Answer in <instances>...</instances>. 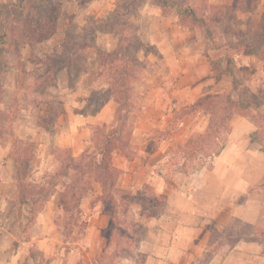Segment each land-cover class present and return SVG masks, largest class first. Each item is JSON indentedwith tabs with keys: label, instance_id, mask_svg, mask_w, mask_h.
Wrapping results in <instances>:
<instances>
[{
	"label": "rangeland",
	"instance_id": "rangeland-1",
	"mask_svg": "<svg viewBox=\"0 0 264 264\" xmlns=\"http://www.w3.org/2000/svg\"><path fill=\"white\" fill-rule=\"evenodd\" d=\"M20 2L21 0H0V3L19 4ZM167 2L171 4L158 5L152 0H137L131 6L127 16L133 25L129 33L143 45L138 49L136 47L131 49L134 59L142 68L138 74L136 73L137 79L133 84V101L136 105L127 116H124L123 112L120 114L119 117H124L121 120L126 124L121 128L123 132L120 130L115 135L121 141H127L129 149L124 148L126 145L124 147L120 145L122 148L113 149L114 151L112 150L106 160V164L109 163L120 171L111 189L113 202L110 201L109 193L104 192L99 183L100 172H103L101 170L98 172L95 165L85 176H81L78 172L75 174L71 172L68 177H54L65 165L66 158L69 155L73 156L71 147L59 144L46 150L40 146L44 139L39 134L34 136V139L38 140L35 142L22 137L32 126H37L39 131L46 129L55 132L59 128L66 130L68 108L75 112L93 115L101 109L102 105L112 100L117 103L116 109L120 108L118 96L109 91V85L106 83L108 81L105 76L106 70L113 72L114 69L110 65L104 67L102 61L98 59V54L112 53L117 48L116 37L98 35L97 45L89 50L87 57V71L84 73L89 75L83 79L82 83L78 84V78L84 73L69 80L67 72L62 71L58 75L56 85L41 92L34 78L38 70L44 71L42 64L46 60L45 56L57 55L63 51V41L67 33L71 32L75 35L84 33L89 22H100L107 18L124 1L63 0L61 18L52 38L43 44L33 46L24 45L23 40L19 38L20 44L17 42L13 44L14 52L5 56L9 66L8 72L10 68H16L24 71L25 75L21 87L13 88L7 73L3 72L0 65V76L3 77L0 111L4 114V117H0V146L4 151L6 148L9 149L7 158H3V152H0V191H10L15 186L19 203H27L28 210L22 212L13 202V205L7 206L5 212H0L1 264H121L122 258L128 257L135 258L129 261L131 264L143 262L142 254L137 257L138 247L139 241L143 237H148V230L146 224H140L139 221L144 220L145 215L148 218L160 216L166 208V196L156 193V181L153 180H149L147 187L144 186L138 192L120 189L118 182L121 170L115 166L118 155H125L129 160H133L137 154L131 142L136 139L134 129L137 115L142 110L136 98L138 87L136 84L139 81L152 83V80L148 78L164 77L168 80H162V82L170 88V84L176 78L177 82L180 81L178 89L190 87L196 94L191 103L185 104L188 100L181 101L171 111L166 112L167 116L163 120L156 122L164 126L163 131L158 128L157 133L154 134L155 137L169 139L171 143L175 142L171 152L172 157L164 165L172 177L175 178L185 166L186 184H188L191 175L200 170L205 163H209L214 158L213 153L226 143L228 133L225 126L231 130L232 119L242 114L257 120V130L253 140L264 150V47L250 54L239 48L237 44L238 41L252 42L254 33L258 31L264 19V0H251L250 5L253 10L250 13L245 12L241 7L235 9V0H167ZM243 2L241 1L242 5ZM187 7L195 9L198 17L205 19L212 29L214 38L208 40L202 28L199 26L191 28L186 20L182 24L177 21V27H175L177 35L170 39L171 42L168 40L176 47V52L174 47L171 54H168L152 46L149 43L150 37L144 33L155 30L156 39L161 37L165 40L167 36L161 33L159 35L158 32L169 26L166 21L170 23L172 16L179 19L176 13L179 9ZM138 19L141 20L140 23ZM139 25L144 28L142 32L144 42L138 35ZM184 30L187 32L183 38ZM241 34H244V40ZM239 38L241 40H237ZM165 45L166 48L169 46L168 43ZM26 47L30 49L28 57L30 63L27 65L23 60ZM168 58L173 61L167 60ZM166 72H170V78ZM209 80L212 84H208ZM152 85H145L146 89L152 88ZM197 87L200 89L193 91ZM187 92L191 93L189 90H186ZM75 98L87 101L83 110L73 108ZM214 98H216L215 103H213ZM227 98L233 102V105H225ZM216 101H220V104ZM238 103L244 105L258 103L260 107L258 111L254 106L243 109L237 105ZM24 109H27V112H24ZM225 115L230 118L225 120ZM152 117L156 118V115ZM223 118L224 123L221 121ZM118 120L120 119L117 114L111 124L93 125L91 144L78 158L82 155L87 157L94 155L97 163L101 161L104 143L101 133L108 131L110 133L114 128L118 131L120 129L116 128ZM216 123H218V131L212 134L206 145L203 144L201 152L189 154L188 159L186 157L188 153H185L183 146L190 145L192 142L196 143L197 136L209 132ZM57 124H59L58 128ZM139 140H147V137L139 138ZM101 143L102 145L99 146ZM147 149L152 148L148 146ZM183 159H186L185 165H183ZM158 167L160 166L154 169L155 172H158ZM10 176L13 178V187L8 185V181L3 182ZM79 176L81 182L76 184ZM53 182H56L55 186ZM74 183L79 190L77 197L72 200L67 198V191ZM98 192L100 194H97ZM154 195L162 197L156 200L153 199ZM64 198L68 200L65 202ZM247 201H250L249 206L242 214L255 224H249L236 216L230 217V214L226 212L218 213L217 219L207 228L211 232V242L216 245L213 246L212 251L224 246L226 252L243 238H251V241L255 242L253 246L256 256L259 257L256 259L257 264L261 262L264 264V185L240 198L242 204ZM48 202L53 203V206L57 205L53 215L54 226L47 230L49 234L46 235L51 238V241L38 242L42 232L40 229L31 228L30 225L25 226L24 216L26 215L31 224L42 221L40 215ZM77 203H79L78 206ZM95 204L101 207L100 211L109 218L99 239L96 238L98 237L96 230L93 231L92 236L89 230V209H93ZM87 254H90L91 259ZM198 264H207V257L203 256Z\"/></svg>",
	"mask_w": 264,
	"mask_h": 264
},
{
	"label": "crops",
	"instance_id": "crops-1",
	"mask_svg": "<svg viewBox=\"0 0 264 264\" xmlns=\"http://www.w3.org/2000/svg\"><path fill=\"white\" fill-rule=\"evenodd\" d=\"M172 17L170 23L166 21L168 18L164 19L169 26L158 32L159 35L161 33V35L167 36L165 40H162L161 37L156 39L155 30L144 33L150 37L149 43L152 46H156L159 51L168 54L173 51L174 45L170 43L172 41L170 39L177 35L175 34V29L177 30L175 27L179 21L177 17ZM140 22L141 20L138 19V23ZM143 29L142 26L138 28V35L142 42L145 41ZM186 32L187 30L182 31L183 38ZM102 35L112 36L111 34ZM165 43L169 44L167 48ZM174 51L176 52V47H174ZM29 53V47L24 48L25 57L23 60L25 65L30 63L28 60ZM167 60L173 61L171 58ZM175 62L176 58L174 59ZM10 69L7 72L9 83L13 88L19 89L25 73L16 68ZM88 75L89 73L82 74L78 78V84L82 83ZM166 75L170 78V72H166ZM148 80H152V83L139 81L136 84L138 86L136 98L142 110L137 115L138 119L134 129L136 139H133L131 144L135 146L134 151L137 154L133 160H129L125 155H118L115 163V166L121 170L118 182L120 189L138 192L150 183L149 180H153L156 181V183L154 182L156 193L166 196V208L160 216L148 218L145 215L143 216L144 220L139 221L140 224H146L148 230V237H143L139 241L137 257L142 254L144 258L140 264H198L203 256L207 257V264H257L256 259L259 257L256 256L253 246L255 242L251 241V238H243L226 252L224 246L212 251L213 246L216 245L211 242V232L207 229L217 219V214L223 212L229 213L230 217L236 216L249 224H255L254 221L242 214L248 208L250 201L242 204L240 198L250 194L253 189L262 188L264 185V150L253 140L257 126L244 116L234 117L224 149L218 156H215L209 163H205L200 170L192 174L189 178L190 181L186 184L185 166L175 178L169 174L168 168L164 166L172 157L171 152L175 147V142L171 143L169 139L157 138L154 134L157 133L158 128L163 131L164 125L156 124V122L163 120L167 116L166 112L171 111L181 101L188 100L185 104L191 103L196 94L192 92L190 87L178 89L180 81L177 82L176 78L173 79L170 88H167L162 82V80L167 81L168 78L153 77L152 79L150 77ZM150 84H153L152 88L147 87L148 89H146L145 85ZM208 84H212L211 80ZM199 89L200 87H197L193 91ZM186 90L191 93H186ZM74 100L76 101L73 105L74 109L83 110L87 104L86 100L81 101L77 98ZM116 106L117 103L114 100L109 101L93 115L75 112V110L72 111L68 108L66 130L59 128L58 131L55 129V132L46 129L39 131L37 126H32L22 138L35 142L38 140H35L34 136L39 134L44 139L40 145L42 148L47 150L53 145L61 144L71 147L73 156L79 157L91 144L92 126L100 123L111 124L116 117ZM24 112H27V109H24ZM152 115H156V118H153ZM56 127L58 128L59 124ZM143 137H147V140H139ZM148 146H151L152 149L148 150ZM1 151L4 154L3 158H7L9 149L6 148L4 151L0 146ZM44 158L46 159V157ZM184 161L186 159H183ZM158 165L160 166L158 167L159 170L155 172L154 169ZM9 179H5L3 182L8 181V185L13 187L12 176ZM17 196L18 191H16L15 186L10 191H0V212H5L7 206L13 205V202L22 212H26L28 204H20ZM55 209H57V205L53 206V203L48 202L40 215L42 221L35 224H31L26 215L24 216L25 226L30 225L31 228L40 229L42 232L38 242L51 241V238L46 235L49 234L48 231L51 226H54ZM100 210L102 208L96 204L93 209H89L90 236L96 230L98 236L96 238L98 239L109 221L108 215L105 217V213ZM87 256L91 259L90 254ZM260 257L262 258V256ZM122 260L121 264H128L130 260H135V258L128 257L122 258Z\"/></svg>",
	"mask_w": 264,
	"mask_h": 264
},
{
	"label": "trees",
	"instance_id": "trees-1",
	"mask_svg": "<svg viewBox=\"0 0 264 264\" xmlns=\"http://www.w3.org/2000/svg\"><path fill=\"white\" fill-rule=\"evenodd\" d=\"M122 1H124V3H121L120 7L111 12L107 18L101 20L100 22H89L88 28L84 33L79 35H75L71 32L67 33L66 39L63 41V51L57 55L45 56L44 59L46 60H44V63L42 64L44 71L42 72L38 70V74L34 78L35 83L38 84L41 92H45L48 88L55 86L58 82V75L62 71H66L69 80H73V78L77 75L87 71L86 62L88 53L89 50L94 48L96 45L99 34H111L117 38V48L112 53L106 52L98 54V59L102 61V65L104 67L110 65L114 69L113 72L107 69L105 76L108 80L106 83L109 85V91L111 93H115L116 97L118 96L120 108L116 111V115L118 114V119L120 120H118L116 128L120 129L117 131L114 128L110 133L109 131L101 133V137H103L104 140L102 150L103 159L101 161L97 163L94 155L88 157L86 155H82V157H80L81 159L69 155L66 158L65 165L62 166V169L54 175L55 178H59L61 176L68 177L71 172H74V174L78 172L81 176H85L90 173L88 170L95 165L98 172L100 170L103 172H100L101 176L99 183L104 192L109 193L111 202L114 201L111 189L114 187L120 171H118L113 165L109 163L106 164V160L108 156H110L113 149L120 150L122 148L120 145H123V147L126 145L124 148L129 149L128 142L121 141L116 138L115 135H117V132H120L121 128L124 127V124H126L123 123V120H121L124 117H119L120 114L123 112L125 114L124 116H127L133 111V106L136 105L133 101V84L137 79L136 73L138 74L139 70L142 68L140 63L134 59L131 49L133 47L138 49V47L143 45L138 43L133 35L129 33V29L133 28V25L127 19L131 6H133V3L137 0ZM152 1L158 5L171 4L168 3L167 0ZM241 1H244L243 5L241 4ZM250 1L251 0H235V9L241 7L245 10V12L250 13L253 10L250 5ZM62 4L63 0H21L19 4L0 3V65L4 73H7L9 68L6 63L5 56L14 52L13 44L16 42L17 44H20L18 40L19 38L23 40L24 45L33 46L43 44L55 35L57 25L62 14ZM176 14L179 16V23L182 24L186 20L189 22V26H191V28L198 26L202 28L208 40H212L214 38L211 27L207 25V22L203 17H198L195 9L190 7H187L186 9H179ZM241 38L244 40V34H241ZM237 40L241 39L239 38ZM237 44L239 48L250 52V54L257 52L259 49L264 47V19L261 21L258 31L254 33L251 43L238 41ZM42 61L43 59L41 60V63ZM2 82L3 77L0 76V92L3 89ZM215 100L216 98L213 99V103H215ZM217 102L218 101H216V103ZM219 102L218 104H220ZM225 105H233V102L227 98ZM237 105L243 109L254 106L256 111H258L260 107L258 103H248L247 105L238 103ZM223 109L225 112L224 107ZM242 116L248 118L257 126L256 119L247 114H242ZM0 117H4V114L1 111ZM229 118L230 116L227 117L225 115V120H228ZM221 121L224 123V118ZM221 121L219 123H221ZM217 124L218 123H216L214 128H210L211 130L206 134L197 136L196 143L192 142L190 145L188 144L183 146L185 153H188V156H186L188 159L190 158L189 154L191 155L196 151H202L203 144L206 145L212 137V134L218 131ZM225 128L226 132L229 134L230 130L227 129L226 126ZM225 144L226 143L222 144L218 151L213 153L214 157L221 153ZM101 145L102 143L99 144V146ZM79 180H81L80 176L77 178L76 184L81 182ZM52 184L55 186L56 182H53ZM78 190L79 187H77L75 183L70 185L67 191V198L72 200L75 199L77 197ZM159 197L162 196L154 195L153 199L157 200ZM67 198H64L65 202L68 200ZM22 203L27 204L25 202ZM78 205L79 203H77V206ZM112 206L116 207L115 204H112ZM114 220H116V218ZM114 226L116 228L117 222Z\"/></svg>",
	"mask_w": 264,
	"mask_h": 264
}]
</instances>
